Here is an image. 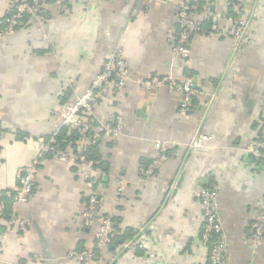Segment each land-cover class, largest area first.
Returning <instances> with one entry per match:
<instances>
[{
	"label": "crops",
	"instance_id": "0c3cea01",
	"mask_svg": "<svg viewBox=\"0 0 264 264\" xmlns=\"http://www.w3.org/2000/svg\"><path fill=\"white\" fill-rule=\"evenodd\" d=\"M9 1L0 0V18L9 13ZM203 1L195 11L203 21L206 5L222 10L223 0ZM243 1L247 15H256L252 41L235 49L230 36L199 31L187 62L173 60L172 52L181 0H51L40 17L0 37V196L16 191L21 169L58 130L65 107L87 90L120 40L133 77L96 109L100 121L124 119L122 135L100 143L102 166L90 174L72 160L45 157L33 197L19 209L26 228L9 234L0 264H81L67 254L94 248L98 225L81 218L93 191L99 213L129 229L116 253L101 250L103 263L115 257L111 264H205L196 195L205 185L218 191L230 263L264 264V240L258 248L250 240L264 198V161L245 151L250 141L264 139V0ZM168 74L192 75L196 83L187 117L178 111V91L145 89L136 81ZM198 130L211 139L192 150L187 145ZM17 131L28 136L18 139ZM156 141H167V151L159 152ZM160 155L154 175L145 177ZM141 238L142 253L131 245ZM149 250L164 256L152 258ZM35 255L46 260L36 263Z\"/></svg>",
	"mask_w": 264,
	"mask_h": 264
},
{
	"label": "built area",
	"instance_id": "2783aa9c",
	"mask_svg": "<svg viewBox=\"0 0 264 264\" xmlns=\"http://www.w3.org/2000/svg\"><path fill=\"white\" fill-rule=\"evenodd\" d=\"M15 12H13L4 21L0 36L11 34L16 30V27L23 22L25 15L39 16L43 11L46 0H13ZM195 0H181L179 3L177 17L178 24L174 34L176 36L172 41L173 60L188 61L191 57V37L199 31H202V20L196 16L193 10V2ZM225 5L232 3V0H224ZM242 16L234 18L226 12L208 11L207 19L211 20V31L223 34L220 23L222 21L233 24L234 29L231 34L233 37V45L235 49H240L251 42L250 25L251 20L256 16L255 13L251 16L244 14L245 8L238 5ZM133 79L128 71V64L124 57V49L122 40L112 49L106 61L103 64L100 72L94 77L88 86L87 90L78 95L75 100L65 107L62 115L60 126L67 127L68 130H77L80 134L77 140L75 151H59L56 152L58 158L62 161H73V155L78 157V165L90 174L96 170L93 159L88 158L85 153V144H99L105 138L116 139L123 133L124 119L121 116H115L112 121L103 122L98 120L96 109L100 103L114 93L123 91L128 82ZM137 83L145 89H160L168 87L170 91H181L182 98L179 103L180 115L187 117L190 112L193 99L198 95V88L193 77L181 79L174 77L172 74L165 76L152 75L146 78H137ZM1 88V82H0ZM89 116V118H88ZM92 133L89 134L88 132ZM54 134V133H53ZM211 139V136L200 130L196 131L188 142V148L192 150L199 149ZM55 142V136L52 135L47 141H44L34 160L24 166L18 174L19 185L15 193L11 196L9 202V211L5 202H0V255L4 243L9 234L15 229L26 228V221L20 217V207L30 201L35 192V176L39 170L42 160L45 158L46 152L53 150L52 143ZM155 148L159 152H165L168 149L167 141H156ZM245 151L257 160H264V139L257 138L250 141ZM161 159V155L155 158L145 170V177L154 175L156 167ZM197 197L203 207L205 218V229L199 241L206 246L210 235L218 233L219 239L207 255H209L212 264H231L228 258V240L225 232L224 223L222 221L218 207V191L216 188L200 187L196 192ZM81 218L85 225H98L96 232L95 245L93 249H71L67 256L81 264H90L92 261H101L102 264H111L116 260L103 263L100 252L106 249L114 236L117 233L116 223L112 217L99 213V197L98 193L93 191L89 194L86 208L84 209ZM250 237L254 248L264 240V198L260 201V209H258L250 223ZM139 247L145 246L144 241L137 239L131 245ZM130 245V244H129ZM149 255L152 258L164 256V253L149 250ZM36 263H42L46 260L43 256L35 255Z\"/></svg>",
	"mask_w": 264,
	"mask_h": 264
},
{
	"label": "trees",
	"instance_id": "16d2710c",
	"mask_svg": "<svg viewBox=\"0 0 264 264\" xmlns=\"http://www.w3.org/2000/svg\"><path fill=\"white\" fill-rule=\"evenodd\" d=\"M46 1H47L46 2V4H47L51 0H46ZM192 4H193L194 13L196 14V12H197L196 8H198V10L201 9L203 7V5H204V1L203 0H195ZM239 4H240L241 7L245 8L243 0H232V3H230L229 5H225V2L223 0L222 8H221L222 10H218L219 8H217L216 5L213 4V3H210V4L206 5V7L208 8L207 9L208 11H211V12H216V11L223 12L224 11L228 15L233 16L234 18H238L239 16L243 15V13L240 12V9L238 8ZM9 10L10 11H9V13H7V15H5L2 18H0V31H2L5 19L7 17H9L13 12H15L14 11L15 8L12 7V6H10ZM244 14L247 15V14H250V13H248L245 10ZM40 15H42V14H40ZM28 18H31V17L25 15V17L23 18V21L25 19H28ZM20 26L21 25L16 27L15 32H17V30L19 29ZM220 26H221L222 31H223L222 35L225 34L227 36H230L233 39V37H232L233 34H231V33L233 32V29H234L233 26L234 25L229 23V22L227 23L225 21H222L220 23ZM201 27H202V31L201 32H204V33H216V32H212L211 31V20H209V19L204 20L202 22ZM14 34H12V35H14ZM12 35H6V36H12ZM175 36H176V34L173 35V38ZM251 41H252V37H251ZM182 62H187V61H182ZM189 76L192 77V75H187V76H183L182 78H178V80L180 81L181 79H185L186 77H189ZM178 92L180 93V101H181L182 92L181 91H178ZM178 110H179V107H178ZM190 110H191V108H190ZM88 118H89V116H88ZM2 131H4V130L0 127V135H1ZM53 133L50 136H48L45 139V141H47L52 135H54L55 136V142L52 143V146L54 147V149L46 152L45 157L55 155V154H57L56 152H59V151H70V150L71 151L72 150L75 151L77 140L80 137V134H79V132L77 130H68L67 127H61L54 134ZM88 133L91 134L92 132L89 131ZM27 136H28V133L22 132V131H17V138L18 139H22L23 140ZM0 149H1V145H0ZM84 153H85V155L88 158L93 159V161L95 162V167L96 168L102 166V163H103L102 161L103 160H102V155L100 153V143L99 144L86 143L85 144ZM259 161H264V160L261 159ZM72 162H74L75 164H78V157L76 155H73V161ZM203 187H207V188H211V189L214 188L213 186H207V185H205ZM14 193H15V191L9 196H6V197L0 196V202L3 201L7 205V212L9 211V205L8 204H9V202L11 200V196ZM205 224H206V222H205L204 213H203V221H202V224L200 226L199 234H198V236H200V237L202 236V233L204 232ZM116 227H117V233L114 234V236L112 237V239H111V241H110V243L108 245V249L112 250V252H115V253L117 251V248L120 247L121 244L125 243L124 241L127 240V237H129V234H128L129 229H127V231H122V229L119 228V226H117V224H116ZM219 236L220 235L218 233H215V232H213L210 235L209 241L207 242L208 253L212 249V247L216 244V242L218 241ZM136 248L139 249V250L137 249L138 252H141V253L144 252L143 247H141V248L139 247V243H137ZM205 264H212L211 261H210L209 255H207V260H206Z\"/></svg>",
	"mask_w": 264,
	"mask_h": 264
},
{
	"label": "rangeland",
	"instance_id": "374dc122",
	"mask_svg": "<svg viewBox=\"0 0 264 264\" xmlns=\"http://www.w3.org/2000/svg\"><path fill=\"white\" fill-rule=\"evenodd\" d=\"M8 5H10V6L13 7V6H14V1H13V0H10ZM45 6H46V4L44 5V7H45ZM43 9H44V8H43ZM41 13H42V12H41ZM41 13H40V14H41ZM40 14H39V16H34V15H33V16H30V17L36 19V17H40ZM20 25H21V24H20ZM14 33H16V32L14 31V32L11 33V34H10V33H9V34H4V35H1L0 37L6 36V35H12V34H14Z\"/></svg>",
	"mask_w": 264,
	"mask_h": 264
}]
</instances>
